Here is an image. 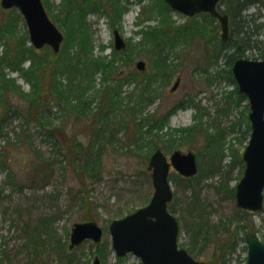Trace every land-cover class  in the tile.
Masks as SVG:
<instances>
[{"label":"rangeland","instance_id":"1","mask_svg":"<svg viewBox=\"0 0 264 264\" xmlns=\"http://www.w3.org/2000/svg\"><path fill=\"white\" fill-rule=\"evenodd\" d=\"M42 1L64 35L58 53L37 50L19 10L0 0V264H94L96 257L142 264L133 254L116 255L109 225L149 203L156 149L196 155L199 170L189 183L173 170L169 176L180 247L206 264H246L245 235L253 230L264 240V208L248 212L236 202L250 106L232 80V49L221 50L220 23L174 12L165 0ZM115 31L126 44L120 51ZM178 31L186 35L169 44ZM15 49L21 55L11 63ZM72 60L73 91L59 67ZM55 83L69 104L80 92L85 110H71L51 91ZM91 221L103 229L101 243L70 248L74 225ZM200 223L202 249L192 245Z\"/></svg>","mask_w":264,"mask_h":264},{"label":"water","instance_id":"2","mask_svg":"<svg viewBox=\"0 0 264 264\" xmlns=\"http://www.w3.org/2000/svg\"><path fill=\"white\" fill-rule=\"evenodd\" d=\"M175 12L192 17L199 13H209L221 25V39L228 40L230 21L227 13L218 9L220 0H165ZM4 9L17 8L28 26L30 40L35 48L50 46L54 52L60 51L63 33L50 19L42 0H1ZM115 48L120 51L126 44L121 34L115 31ZM136 68L144 71L146 63L138 61ZM234 78L241 93L249 98V120L252 133L243 153L244 175L236 186V202L240 209L257 212L264 208V60L237 59L232 68ZM180 79L172 87L175 91ZM184 177L198 173L196 155L189 151H175L168 157L161 149L151 156L149 170L152 174L154 193L150 202L123 218L110 223L112 245L118 257L132 253L142 264H206L195 259L185 248L179 247L180 225L168 205L174 198L169 181L171 167ZM103 229L95 222L77 223L71 233L70 248L91 239L95 243L102 240ZM248 259L246 264H264V242L254 231L246 233ZM94 264H101L97 257Z\"/></svg>","mask_w":264,"mask_h":264},{"label":"trees","instance_id":"3","mask_svg":"<svg viewBox=\"0 0 264 264\" xmlns=\"http://www.w3.org/2000/svg\"><path fill=\"white\" fill-rule=\"evenodd\" d=\"M166 4V3H165ZM168 6V5H167ZM169 7V6H168ZM252 8H255L254 11H251ZM219 9L222 13H227L230 17V38L228 41L223 42L221 41V50L225 49H232V53L226 57V60L228 59L227 63L232 67L233 63L235 60L241 57H246V58H252V59H263L264 60V38H261L262 36L264 37V0H221L219 4ZM204 14V13H202ZM206 16H209L212 18L209 14H204ZM214 19V18H213ZM167 22L163 23V29L166 30ZM192 29V27H191ZM3 33H8V27L5 25V30ZM162 34V33H161ZM178 34V35H177ZM186 35L185 31H178L177 33H173L172 36H167L169 41V44H173L174 41H177L180 39V36ZM163 35L160 36V40H163ZM171 38V39H170ZM10 41V40H9ZM165 41V40H164ZM160 46V44H157V48ZM38 53V51L36 50ZM20 54L15 49L10 56L11 58V63L14 61L16 58V55ZM31 58H29L30 60ZM71 59V58H70ZM26 60V59H25ZM28 60V59H27ZM161 64L166 63L164 58L161 59ZM14 67L13 70L15 71H21V68L17 63L14 62ZM59 67L61 68V71H66L68 74L71 76L70 80V85L68 86L71 89V84L77 83V77H76V72H77V65L74 63V61H70V65H66L64 63H60ZM70 67V68H69ZM34 70V68H33ZM34 72V71H33ZM232 74V70L230 72ZM27 74L30 75V71L27 72ZM232 80H234L232 76ZM135 83V82H134ZM143 84L138 83V86L141 88ZM76 90V89H75ZM51 91L57 92L56 94L59 95V97L63 100L64 103H67L68 100L64 99V95L67 90L62 91L61 86L58 85V83H55L54 86L51 85ZM71 91H73L71 89ZM61 93V94H60ZM240 92H238L239 94ZM241 94V93H240ZM63 95V96H62ZM79 97H71L70 104L68 102V105L70 106V109L73 111H84V103H80L81 98H80V92L78 93ZM241 98L247 99V97L243 94H241ZM154 116V115H153ZM153 116L146 118L148 122H151L150 119L153 120V123H157V125H151L152 128L156 130H160L161 127H159V119L153 118ZM149 127V124H147ZM151 128V129H152ZM251 126L248 125V133H251ZM173 142V140H171ZM173 143H170L172 145ZM178 178L190 182L194 177L192 178H184L180 175H177ZM193 185H190V187ZM235 192V191H234ZM195 203V202H194ZM170 211L173 213H176L177 211L175 210L174 206L172 204L169 205ZM203 223H200L198 226V231L195 233L196 238L192 240V245L193 246H200V248H203L202 243H198V239L200 237L201 231L204 228ZM241 227L251 229L250 226L247 225H241ZM205 235L204 237L210 236L211 230L209 228H205ZM195 231V229H194ZM203 241V238L201 239ZM200 240V241H201ZM264 241V240H263ZM238 244H236L235 247H233L235 250ZM191 250V248H190ZM188 249V251L191 253ZM98 255L100 257L104 256V251L100 250L98 251Z\"/></svg>","mask_w":264,"mask_h":264}]
</instances>
